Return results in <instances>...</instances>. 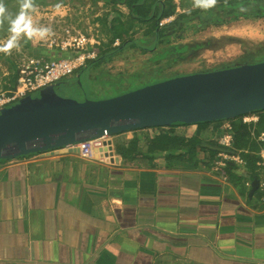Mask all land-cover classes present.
I'll list each match as a JSON object with an SVG mask.
<instances>
[{
  "label": "crops",
  "instance_id": "1",
  "mask_svg": "<svg viewBox=\"0 0 264 264\" xmlns=\"http://www.w3.org/2000/svg\"><path fill=\"white\" fill-rule=\"evenodd\" d=\"M235 165L228 174L164 154L102 162L70 149L0 160V264H264V173L241 177Z\"/></svg>",
  "mask_w": 264,
  "mask_h": 264
},
{
  "label": "water",
  "instance_id": "2",
  "mask_svg": "<svg viewBox=\"0 0 264 264\" xmlns=\"http://www.w3.org/2000/svg\"><path fill=\"white\" fill-rule=\"evenodd\" d=\"M259 109H264V61L181 75L102 100L78 102L51 85L0 110V159L104 134L230 120ZM257 185L255 180L252 192Z\"/></svg>",
  "mask_w": 264,
  "mask_h": 264
},
{
  "label": "trees",
  "instance_id": "3",
  "mask_svg": "<svg viewBox=\"0 0 264 264\" xmlns=\"http://www.w3.org/2000/svg\"><path fill=\"white\" fill-rule=\"evenodd\" d=\"M92 1L94 3L102 1L105 6L110 7L107 11L94 18V21L100 23L101 29L106 32L107 38L109 39L104 41L97 35L99 40L101 39L100 44L96 45L97 57L87 61L85 66L75 72L74 79H72L80 84L82 83V74H84L90 66L99 68L111 62L115 57L119 55L122 56L127 49L131 48H141L143 53L146 51L154 52L157 46L165 42L164 39L167 38L168 31L174 30L182 23L192 18L197 17L199 21L204 24L230 23L241 19L264 18V0H216L214 7L205 9L196 6L183 13L177 11L178 4L174 0ZM182 3L180 4L182 5ZM3 4L7 9V17L15 19L16 16L19 15L20 0H3ZM50 4L51 3L47 0H33V6L41 5L48 7ZM122 6L128 9L127 13L121 10ZM33 9H35V7H33ZM169 16H172L173 19L168 23L162 24L161 21ZM10 19L6 18L0 23V40L11 32ZM144 25L146 27L145 30L140 35H136L140 26ZM117 39L119 40V44L115 45L114 43ZM206 45L208 44L196 43L194 46L188 44H175L170 47L162 48L160 52L166 57L167 55L178 56V54L181 56L182 53L192 52ZM158 53L159 52H155V55ZM262 61H264V47H259L252 52L244 54L237 64L225 65L211 70L225 69ZM17 68L18 64L16 65V73ZM211 70H202L199 72ZM79 75L80 77H78ZM170 78L173 77L165 76L163 78H158L155 83ZM7 80L8 83L3 85L4 88L2 90L8 91L14 88L16 74L14 76H8ZM79 80L81 82H79ZM57 82L53 84L54 87ZM250 115L258 116V121L251 124L244 123L242 121L243 115H241L230 120L194 123L193 125L197 126V130L195 134L190 137L178 134L175 131V128L178 126H187L188 124L186 123L176 122L166 127L150 128L155 130L152 136L141 135V137H138L136 134L128 141L117 143V153L129 163H133L138 159H149L151 161L155 155L164 154L168 162H173L175 160L186 161L195 166L199 164L213 165L222 152L239 154L245 161V164L242 165L245 167V171L244 173H240L241 177L249 175L250 178L260 179L261 172L264 173L262 171L264 167L259 164V152L264 147V142L258 140L257 136L260 132L264 131V109L255 110ZM226 122L231 126L230 131L233 134L231 147H224L218 142L225 131L223 124ZM144 130L145 129H135L131 131ZM199 154H203V159L198 160L197 156ZM226 166L227 169L225 172L233 174L232 170L236 168L235 162L228 161Z\"/></svg>",
  "mask_w": 264,
  "mask_h": 264
},
{
  "label": "rangeland",
  "instance_id": "4",
  "mask_svg": "<svg viewBox=\"0 0 264 264\" xmlns=\"http://www.w3.org/2000/svg\"><path fill=\"white\" fill-rule=\"evenodd\" d=\"M47 1L51 3L48 7L37 5L33 6L35 9L28 12L29 20L27 19L28 21L25 24L30 22L31 29H50L51 31L47 35L50 37L61 36L68 29L87 35H94L97 38L99 36L104 41L109 39L106 32L101 29L100 23L94 21L95 17L110 8L105 6L104 2L94 3L92 0ZM174 1L178 4L177 11L179 13L196 7L195 0ZM121 10L124 13L128 12L125 6H122ZM170 18V16L164 18L161 23H168ZM145 28V25L140 26L136 35H140ZM20 31L21 34L14 41L10 54L0 51V91L4 88L3 85L8 83L7 77L16 74V65L21 62L22 57L39 56V53L34 54L33 48L37 52L39 49L46 48L37 43V39L41 36L33 35L32 38H29L28 35L24 34L23 30ZM12 36L13 33L10 32L2 38L0 47L8 44ZM263 37L264 18L241 19L230 23L204 24L195 17L182 23L174 30L168 31L167 38L164 39L165 42L157 46L154 52L146 51L143 53L141 48L127 49L122 56L115 57L111 62L99 68L90 66L82 74L81 84L74 82L68 77L60 79L55 84V91L60 96L71 98L78 102L87 99L102 100L111 98L141 89L144 86L155 83L158 78L165 76L177 77L225 65L237 64L244 54L252 52L259 47H264ZM196 43H207L208 45L192 52L182 53L181 56L178 54V56L167 55L166 57L160 52L162 48L175 44L194 46ZM155 52L159 53L155 55Z\"/></svg>",
  "mask_w": 264,
  "mask_h": 264
},
{
  "label": "built area",
  "instance_id": "5",
  "mask_svg": "<svg viewBox=\"0 0 264 264\" xmlns=\"http://www.w3.org/2000/svg\"><path fill=\"white\" fill-rule=\"evenodd\" d=\"M169 22L173 19L170 16ZM168 22V21H167ZM37 43L48 48L67 51V56L58 58H45L43 56H25L21 58L16 73V83L11 90L0 91V110L16 104L20 99L39 93L47 86L53 85L64 77H71L87 61L97 57L96 45L99 39L94 35H87L78 31L66 30L61 36H44L37 39ZM115 45L119 40H115ZM242 121L247 124L256 123L258 116L243 115ZM225 129L219 138V144L231 147L233 134L228 122L223 124ZM257 139L264 142V131L260 132ZM57 149L76 151L82 158L105 162L118 156L112 135L104 134L99 137L76 142ZM259 164L264 167V147L259 152ZM228 161L244 165L245 161L239 154L222 152L214 163V170L225 167ZM264 186V184H263Z\"/></svg>",
  "mask_w": 264,
  "mask_h": 264
},
{
  "label": "clouds",
  "instance_id": "6",
  "mask_svg": "<svg viewBox=\"0 0 264 264\" xmlns=\"http://www.w3.org/2000/svg\"><path fill=\"white\" fill-rule=\"evenodd\" d=\"M216 4V0H195V5L197 7L202 8H210L214 7ZM33 9V0H20V13L16 16L15 19H10L6 16L7 9L3 4V0H0V23L3 22L4 19H10V31L13 33L12 38L9 43L4 47H0V51H4L10 54V49L14 46V41L21 34L20 30H23L25 35H28L29 38H32L33 35H39L41 37L46 36L51 31L50 29H31V24L28 22L27 24L24 21L27 18V13ZM30 30V31H29Z\"/></svg>",
  "mask_w": 264,
  "mask_h": 264
}]
</instances>
